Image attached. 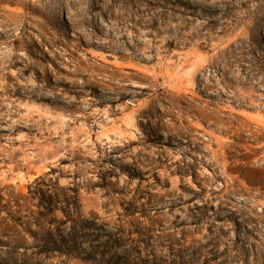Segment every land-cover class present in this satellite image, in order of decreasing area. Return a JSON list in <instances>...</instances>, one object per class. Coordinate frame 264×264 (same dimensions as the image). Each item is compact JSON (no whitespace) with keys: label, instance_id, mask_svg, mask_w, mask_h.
<instances>
[{"label":"rangeland","instance_id":"1","mask_svg":"<svg viewBox=\"0 0 264 264\" xmlns=\"http://www.w3.org/2000/svg\"><path fill=\"white\" fill-rule=\"evenodd\" d=\"M0 264H264V0H0Z\"/></svg>","mask_w":264,"mask_h":264}]
</instances>
